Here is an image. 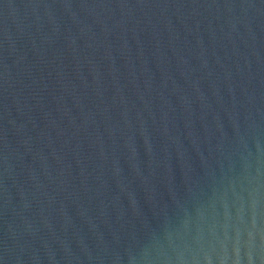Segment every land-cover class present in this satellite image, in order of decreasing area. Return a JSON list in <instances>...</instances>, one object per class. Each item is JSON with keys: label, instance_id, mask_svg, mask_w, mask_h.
<instances>
[{"label": "water", "instance_id": "water-1", "mask_svg": "<svg viewBox=\"0 0 264 264\" xmlns=\"http://www.w3.org/2000/svg\"><path fill=\"white\" fill-rule=\"evenodd\" d=\"M0 264H264V0H0Z\"/></svg>", "mask_w": 264, "mask_h": 264}]
</instances>
